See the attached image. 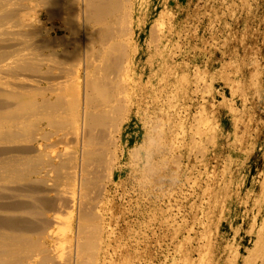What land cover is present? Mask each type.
Wrapping results in <instances>:
<instances>
[{
    "label": "rangeland",
    "instance_id": "374dc122",
    "mask_svg": "<svg viewBox=\"0 0 264 264\" xmlns=\"http://www.w3.org/2000/svg\"><path fill=\"white\" fill-rule=\"evenodd\" d=\"M132 1L98 263L264 264V0Z\"/></svg>",
    "mask_w": 264,
    "mask_h": 264
},
{
    "label": "bare ground",
    "instance_id": "6f19581e",
    "mask_svg": "<svg viewBox=\"0 0 264 264\" xmlns=\"http://www.w3.org/2000/svg\"><path fill=\"white\" fill-rule=\"evenodd\" d=\"M132 10V0H0V264H99Z\"/></svg>",
    "mask_w": 264,
    "mask_h": 264
}]
</instances>
